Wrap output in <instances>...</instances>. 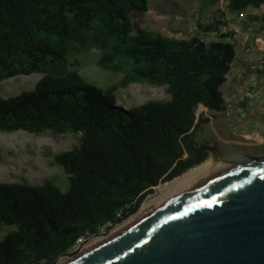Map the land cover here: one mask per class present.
Instances as JSON below:
<instances>
[{"label":"trees","instance_id":"trees-1","mask_svg":"<svg viewBox=\"0 0 264 264\" xmlns=\"http://www.w3.org/2000/svg\"><path fill=\"white\" fill-rule=\"evenodd\" d=\"M225 2L235 15L264 7V0ZM148 11L149 0H0V82L43 76L34 90L0 98V133L79 140L55 157L69 179L66 192L51 183L0 184V226L16 228L0 242V264H56L77 255L79 238L109 233L154 189L208 159L197 131L210 121L197 113L227 109L235 33L217 41L134 35L132 13ZM212 19L207 32L223 25ZM248 20L264 24V15ZM89 49L99 51L100 68L125 73L118 86L102 91L70 70V57ZM136 83L167 86L170 99L118 106L117 89Z\"/></svg>","mask_w":264,"mask_h":264},{"label":"rangeland","instance_id":"rangeland-1","mask_svg":"<svg viewBox=\"0 0 264 264\" xmlns=\"http://www.w3.org/2000/svg\"><path fill=\"white\" fill-rule=\"evenodd\" d=\"M249 15L263 16L264 7L248 9L241 15H235L227 10L224 0H149L148 12L132 13L133 34L137 35L138 30H141L153 39H157L158 36L179 40L197 37L203 41H217L221 40L219 38L221 35L235 33L232 42L240 59L239 62L237 61L238 66L234 68L242 73L243 78L234 79L230 86H223L225 98L230 101L233 97L230 91L245 83L252 85V92L264 87V69L252 68L257 65L259 57L264 59V51H257L253 46L256 38L264 39V24L249 21ZM212 17L220 20L223 25L218 26L219 31L207 32L205 27L213 23ZM99 57L100 53L97 49H89L80 55L70 57L68 67L70 70H77L86 85L106 91L112 86H118L125 73L100 68ZM76 61L79 64L74 66ZM241 68H245L247 72L244 73ZM42 77L40 74H34L0 82V98L8 99L34 90ZM169 99L167 86H152L147 83L120 87L115 93V102L125 109L136 108L151 101L164 102ZM262 106L261 109H256L257 113H253L255 119H250L252 122L247 125L241 121L250 117V113H245V110L235 112L234 117H228L225 113L205 111L200 107L198 116L209 119L210 122L200 125L197 141L214 145L220 162L242 163L250 158L264 159V107ZM241 115L242 117L239 118ZM78 145V137L72 134L55 136L49 132L40 135L25 132L0 133V184L43 186L51 183L66 192L70 185L69 179L63 168L54 164L55 157ZM211 158L213 157L210 154L206 161ZM15 229L1 225L0 242ZM113 229L107 234L91 238L82 249L94 239H106ZM59 262L60 260L57 263Z\"/></svg>","mask_w":264,"mask_h":264},{"label":"water","instance_id":"water-1","mask_svg":"<svg viewBox=\"0 0 264 264\" xmlns=\"http://www.w3.org/2000/svg\"><path fill=\"white\" fill-rule=\"evenodd\" d=\"M201 150L218 159L214 145ZM222 163L187 191L65 264H264V159Z\"/></svg>","mask_w":264,"mask_h":264},{"label":"bare ground","instance_id":"bare-ground-1","mask_svg":"<svg viewBox=\"0 0 264 264\" xmlns=\"http://www.w3.org/2000/svg\"><path fill=\"white\" fill-rule=\"evenodd\" d=\"M224 164L219 161L217 158H211L208 161L202 163L201 165L194 167L181 175L180 177L175 178L174 180L164 183L158 187L156 192L149 196L146 201L143 203L141 209L135 215L131 216L129 219L124 221L123 223L117 225L109 237H113L118 232H121L128 226L132 225L133 223L137 222L145 215L149 214L150 212L157 209L162 204L170 201L171 199L175 198L179 194L187 191L198 182L205 179L207 176L213 174L218 169L222 168ZM104 239H94L88 245L85 246V251L93 248L97 244L103 242ZM69 259L64 258L61 259L58 264H65L68 262Z\"/></svg>","mask_w":264,"mask_h":264},{"label":"built area","instance_id":"built-area-1","mask_svg":"<svg viewBox=\"0 0 264 264\" xmlns=\"http://www.w3.org/2000/svg\"><path fill=\"white\" fill-rule=\"evenodd\" d=\"M226 6H227V3H226ZM253 46L257 51H264V39L261 37L256 38L254 40ZM252 68H256L259 70L264 69V59L259 57L257 59V65L255 67H252ZM242 78H243L242 73L237 72L235 70L234 64H233V65H231V70H230L229 74L227 75V83L226 84L230 85V83H232V81L234 79L241 80ZM251 86L252 85L250 83H245V84H243V86L235 89V92H234L235 95L232 97V99L230 101H227V109L224 112L226 116H228V117L233 116L234 117L235 112L244 110V103L247 100L251 99V97H253V92H252ZM204 110L206 111L207 109L204 108ZM85 244H86L85 239L79 238L77 240V244L75 246V249L79 248L80 246L83 247Z\"/></svg>","mask_w":264,"mask_h":264},{"label":"crops","instance_id":"crops-1","mask_svg":"<svg viewBox=\"0 0 264 264\" xmlns=\"http://www.w3.org/2000/svg\"><path fill=\"white\" fill-rule=\"evenodd\" d=\"M237 50V49H236ZM236 61H235V68L238 66V62H239V59H240V56H239V53L237 52V57H236ZM238 61V62H237ZM239 68V67H238ZM242 71L245 73L247 72V70L245 68H241ZM226 86H230V85H227ZM228 88V87H226ZM235 89H232V91H230V93H232V95L234 96V92H235ZM224 90V89H223ZM225 91V90H224ZM264 87L263 88H260L259 91H256V92H253V97H251V99L247 100L245 103H244V110H245V113L249 112L250 113V117H248L246 120H241L242 122L245 123V125L250 124L252 122L253 119H255V116H253V113L256 112V109H261L260 106L264 107ZM257 113V112H256ZM241 116H239V118H241ZM250 119H252L250 121ZM240 120V119H239Z\"/></svg>","mask_w":264,"mask_h":264},{"label":"flooded vegetation","instance_id":"flooded-vegetation-1","mask_svg":"<svg viewBox=\"0 0 264 264\" xmlns=\"http://www.w3.org/2000/svg\"><path fill=\"white\" fill-rule=\"evenodd\" d=\"M210 155V154H209Z\"/></svg>","mask_w":264,"mask_h":264}]
</instances>
